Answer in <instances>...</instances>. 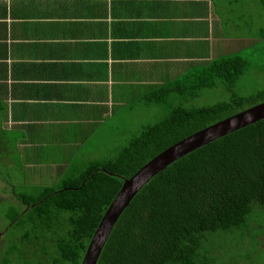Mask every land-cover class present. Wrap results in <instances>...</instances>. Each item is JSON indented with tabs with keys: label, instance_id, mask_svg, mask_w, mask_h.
<instances>
[{
	"label": "trees",
	"instance_id": "16d2710c",
	"mask_svg": "<svg viewBox=\"0 0 264 264\" xmlns=\"http://www.w3.org/2000/svg\"><path fill=\"white\" fill-rule=\"evenodd\" d=\"M256 42L248 40L247 46ZM242 49L154 88L145 101L170 112L116 157L90 162L79 173L73 167L57 185L18 186L1 172L16 201H6L0 224L7 222L6 232L11 227L24 232L11 234L16 245L4 246L0 264H82L126 178L176 142L264 101V90L249 97L233 93L250 65ZM218 87L232 91L231 100L184 105ZM18 159L4 157V165L12 160L21 169ZM255 207L264 211V118L195 149L152 177L120 215L97 264H264V228L259 229L257 217L250 219ZM243 228L241 244H229L230 233ZM249 228L259 230L252 236Z\"/></svg>",
	"mask_w": 264,
	"mask_h": 264
},
{
	"label": "crops",
	"instance_id": "0c3cea01",
	"mask_svg": "<svg viewBox=\"0 0 264 264\" xmlns=\"http://www.w3.org/2000/svg\"><path fill=\"white\" fill-rule=\"evenodd\" d=\"M241 5L0 0V151L18 148L21 169L9 166L56 179L77 168L78 151L154 88L255 42Z\"/></svg>",
	"mask_w": 264,
	"mask_h": 264
},
{
	"label": "rangeland",
	"instance_id": "374dc122",
	"mask_svg": "<svg viewBox=\"0 0 264 264\" xmlns=\"http://www.w3.org/2000/svg\"><path fill=\"white\" fill-rule=\"evenodd\" d=\"M241 1V6L245 10L246 14L245 23L243 25L245 32L248 36L257 35V42L255 46L248 45L240 52L243 57L249 59L250 65L248 70L239 79L233 93L238 96L249 97L264 90V0ZM251 25L252 27H250ZM233 93L223 87L205 89L198 97L190 99L185 102L184 105L186 107L209 106L218 102L231 100ZM175 104L179 105L180 102L176 101ZM122 112H128L129 114L119 116L112 123L108 124L107 133L101 136H96V139L89 142L86 148L78 151L77 156L75 157V164L79 166H77V169L74 172L77 173L78 170L81 171V169H84L90 162L116 157L120 150L126 146L133 137L139 135L146 126L155 124L160 121V119L164 118L170 112V109L164 105L149 104L147 101H141L135 105L134 109L124 110ZM37 150L38 149H36L35 152ZM5 152L6 155H4ZM35 154L37 155V152ZM3 155L8 158L13 156L14 158L17 156L19 157V150L17 148V150L11 151L4 145L1 146L0 151V156L3 157ZM4 157L0 162V173L2 172L3 176L8 178L12 177V182L18 186L25 184L57 185L61 183L59 182V179H56L60 174H52L54 176L53 177L50 176L49 173H39L37 170L38 165H35L34 168L36 169L31 170L33 173L22 174V172H18L16 168H11L10 166L9 168L7 165H4ZM80 171H78V173ZM2 198L4 202H0V211L7 208L8 204L6 201H16L12 191L8 188V185L0 176V199ZM251 217L258 218V226H260L259 229L264 228V211L255 207L250 216V219L252 220ZM6 224L4 222L0 224V232L3 231V235L0 240V256L5 249L4 246L10 247L14 244L16 245V242L11 234L22 235L24 232V230L20 229L14 230L12 227L6 232ZM245 228L237 230L234 233H230V242L228 243L239 246L245 236ZM259 229L249 228V233L253 236ZM262 239H264V235ZM32 248L35 250L34 247ZM261 258L264 259V252L261 255Z\"/></svg>",
	"mask_w": 264,
	"mask_h": 264
},
{
	"label": "water",
	"instance_id": "95a60500",
	"mask_svg": "<svg viewBox=\"0 0 264 264\" xmlns=\"http://www.w3.org/2000/svg\"><path fill=\"white\" fill-rule=\"evenodd\" d=\"M264 118V101L209 125L169 146L132 177L124 180L103 215L83 258L82 264H97L101 251L116 222L137 192L169 164L211 141Z\"/></svg>",
	"mask_w": 264,
	"mask_h": 264
}]
</instances>
